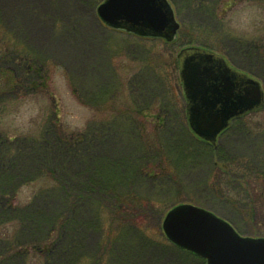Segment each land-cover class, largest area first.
I'll list each match as a JSON object with an SVG mask.
<instances>
[{
	"label": "rangeland",
	"instance_id": "obj_1",
	"mask_svg": "<svg viewBox=\"0 0 264 264\" xmlns=\"http://www.w3.org/2000/svg\"><path fill=\"white\" fill-rule=\"evenodd\" d=\"M103 1L0 0L1 48L16 42L19 51L31 49L42 61L45 78L49 79L39 94L24 91V95L0 97V140L20 139L17 144L0 141L1 157L7 156L6 162L21 163L7 175L10 188L15 186L17 192L13 206L25 209L26 219L36 211L42 218L39 227L25 222L22 230L21 223L13 221L18 210L2 214L10 222L0 221V264H206V260L167 239L163 219L180 203L202 208L207 207L202 203L213 204L204 201L212 197L204 185L210 182L214 163L227 158L264 160L263 110L240 119L236 130L220 137V153H200L201 161L184 167L175 181H168L170 187L160 188V184L146 180L143 184L126 183L132 172L128 167L142 169L150 161L151 153L143 140L134 139L132 134L138 136L143 128L149 131L142 116L157 113L159 96L160 103L163 98L169 104L175 131L184 132V138L194 141L178 70V56L185 44L110 31L97 14ZM170 2L189 38L197 40L198 45L193 46H211L236 69L259 79L264 88V0ZM244 45L256 48L257 56L243 57ZM146 68L158 85L155 97L147 93L148 88L143 91L138 85ZM124 114L138 121L132 128L136 133L121 132L107 138L93 134L101 127L106 130L108 125L116 128L114 117ZM54 134L65 138L60 142ZM20 160L30 163L22 164ZM156 161L158 167L160 160ZM120 178L118 189L112 188ZM58 180L68 191L84 190L86 196L74 206L76 213L68 208L72 203L67 207L59 203L56 194L51 196L59 192L53 188ZM98 181L100 191L93 192ZM115 193L135 195L130 199L160 213L158 220L136 224L121 218L117 204L110 198ZM253 205L254 219L249 217L242 224L243 236L264 237L257 227L262 224L257 215L264 210V200ZM62 209L63 214L59 212ZM66 224L64 240L57 246L53 261H46L32 242L37 236L50 242Z\"/></svg>",
	"mask_w": 264,
	"mask_h": 264
},
{
	"label": "trees",
	"instance_id": "obj_2",
	"mask_svg": "<svg viewBox=\"0 0 264 264\" xmlns=\"http://www.w3.org/2000/svg\"><path fill=\"white\" fill-rule=\"evenodd\" d=\"M195 12L197 11H193L194 14ZM177 41L179 43L181 42L182 44H185L183 47L198 45L196 39L189 38L185 25L182 26ZM178 42H175V44ZM15 43L10 44L11 46H7V49L1 48L0 45V97L9 95L16 96V94L18 95L21 93L24 95V91H32L39 94L43 91V88L46 87L47 82L49 81L48 78H45V67L42 65V61L39 59V57L35 56L31 49L25 48V50L19 51L16 49V45H18V43ZM200 45L202 47L212 49L211 46L209 47L206 44ZM255 49L256 48L249 45H244L241 55L243 57H246V55L257 56ZM223 51L227 52L225 49ZM18 54L21 55L18 56ZM174 66L176 69L177 62H174ZM145 71L146 72L142 73L141 80L139 81L138 85L143 91L145 88H148L147 93L155 97V91L157 90L156 88L158 86L157 82L155 81V77H153L152 72L148 68H146ZM168 106L166 105V102L163 100V98L160 103L159 96L156 104L158 110L157 113H147V115L145 114L142 116V123L145 125V128L149 127V131H144L143 128V131L141 129L138 136H136V134H132L135 135L134 139L143 140L145 147L150 151L151 154L148 153L150 161L144 168L139 169V167L136 168L134 166L133 168L128 167V169L132 172L129 177L126 174L128 177V179H126V183L136 181L137 183L139 182L143 184L146 180V182L149 181L160 184V188L165 186L170 187L168 181H175L176 177L180 172L183 171L184 167H187L191 164L194 165L197 163V161H201L199 155L200 153L205 155L206 150L210 151L208 153L210 155L221 152V146H219L217 150H214L210 148V145L201 142L196 138H193L194 141L190 142L188 138H184V132H176L174 129L175 123H171L172 116L169 114L170 110ZM163 117H165V119ZM114 118H117L114 120L118 124L116 127L118 129H116L113 125H110L109 127L107 124L108 128L106 130H103L106 127H101L95 130L93 134L95 136L98 135L100 138H107L108 135H122L121 132L131 133L134 131L132 128L136 127L135 125L138 123L134 117L130 115L128 116L127 114L121 115L120 117L115 116ZM241 122L242 120L235 122L233 127L227 132H230L233 129L236 130L237 127L240 126L239 124ZM112 128L114 130H112ZM127 129L131 130L127 131ZM136 131L137 130H135L134 133H136ZM186 131L188 132V130ZM54 136H56L57 140L60 142L65 138H63L61 135L54 134ZM243 136L244 140H246L248 133L245 131ZM5 139L6 140L1 139L0 141H6L4 144L7 142H16V144L20 142V139ZM194 143L197 144V146ZM20 146L22 148V145ZM21 153L22 151L20 150V154ZM6 160H8L7 156L1 157L0 155V219L4 217L2 214L8 213V210H18L16 214L17 218L13 219V221L20 222L22 225V230L25 228V222L28 226L30 222V224L35 225V227H39L42 222V218H39L41 217L40 212H31L27 220L23 215L26 213V211H24L25 209H19L13 206L12 202L14 201L13 199L16 198L17 192H15V186L10 188L8 183L11 180H8L9 176L7 175H11V169L17 170L18 167L16 166H19L21 163L17 162L16 160H9L8 162H6ZM156 160H160L158 167L156 166ZM20 161L22 164L30 163L24 162L23 160ZM206 161L208 160H205V162ZM206 163L210 164V162ZM211 167L213 168V172L209 177L211 178L210 182L206 183L204 186L206 187L205 191L211 193L212 197L204 199V201H211L213 204L207 205L202 203L201 206H207L205 208L213 211L215 214L229 221L236 228V230H238V232L243 235L245 232V226L242 224H245L247 221L246 219H249V217H253L254 219L255 211L253 203L264 200V160H233L232 158H227L225 160H220V162L217 164L214 163ZM52 172V174L55 173V168ZM24 173L26 172L22 171V174ZM121 179L122 178L119 180L117 179L112 188L118 189V182L122 181ZM111 180L112 178L110 181ZM57 182V185H53V188L58 189L59 192H53L51 196L56 194L59 203L63 202L67 207L70 203H72L73 206L68 208L71 209L72 214L76 213V207L74 206H77L78 200L86 196L84 195V190H75L73 192L68 191V187L65 184H62L61 180H58ZM113 182L114 181H112V183ZM101 183L105 184L103 179ZM100 185L99 181L98 183H95L93 192L96 190L100 191L98 189ZM104 186L106 187V184ZM8 190H11L13 193H8ZM112 195H110V198L117 204V212L120 214V217L128 219L132 223L140 224L148 220L156 221L160 216V213H155L152 211V209H148V207L146 208V206L143 204L141 205V203L136 201L137 199H130L135 195H120L116 193L114 196ZM195 204L199 203L195 202ZM4 208L6 210H4ZM263 211L264 210H260V214L257 215V218L260 219V222L262 221V227H264ZM59 212L63 214V209L59 210ZM245 215L247 217H245ZM0 221L3 224L10 222V220L6 218H2ZM241 225L243 227H241ZM66 226L67 224L62 225L60 227V232L57 233L55 239L51 240L50 242L43 241L41 236H37L32 242L31 246L37 251L41 250L40 253H44L45 260L52 262V259L55 256L54 254L57 253V246L64 240ZM261 226H257L258 229H260L258 230V233L260 231H263L264 233V229L261 228ZM22 233L23 232H21L19 236H21ZM39 234H41V232ZM7 236L8 235L6 234V237ZM16 238H18L17 235Z\"/></svg>",
	"mask_w": 264,
	"mask_h": 264
},
{
	"label": "water",
	"instance_id": "obj_3",
	"mask_svg": "<svg viewBox=\"0 0 264 264\" xmlns=\"http://www.w3.org/2000/svg\"><path fill=\"white\" fill-rule=\"evenodd\" d=\"M97 13L112 29L168 42L180 29L168 0H104ZM178 58L190 129L214 148L235 119L264 108L262 83L235 69L224 56L191 47ZM163 230L171 242L205 258L207 264H264V238L242 236L202 207L175 206L165 216Z\"/></svg>",
	"mask_w": 264,
	"mask_h": 264
}]
</instances>
